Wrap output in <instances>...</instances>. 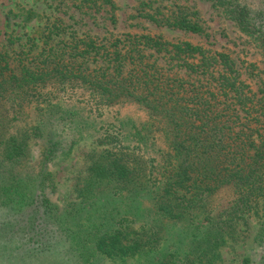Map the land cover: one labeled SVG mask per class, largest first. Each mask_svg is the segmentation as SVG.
<instances>
[{
	"label": "trees",
	"instance_id": "16d2710c",
	"mask_svg": "<svg viewBox=\"0 0 264 264\" xmlns=\"http://www.w3.org/2000/svg\"><path fill=\"white\" fill-rule=\"evenodd\" d=\"M209 1L264 51V11ZM80 2L89 8L112 4ZM143 10L138 16L150 24L203 33L184 12L156 17L159 13ZM33 17L27 12L25 20ZM63 31L47 21L44 47ZM28 44L26 60L18 56L20 68L0 55V126L38 101L57 108L49 121L63 122L60 131L70 135L92 128L81 121L70 129L80 113L91 121L109 107L135 113L102 119L93 128L104 130L107 147L92 158L75 191L79 207L65 212L53 200L56 188L46 170L72 146L47 132L40 176L29 181L15 173L28 145L12 135L1 140L0 264L129 258L139 264H215L236 224L264 209V83L253 91L227 52L150 33L105 42L74 37L63 40L58 54L49 46L31 55L37 43ZM63 99L77 102L71 106L76 114L63 110ZM262 219L258 264H264V212Z\"/></svg>",
	"mask_w": 264,
	"mask_h": 264
},
{
	"label": "rangeland",
	"instance_id": "374dc122",
	"mask_svg": "<svg viewBox=\"0 0 264 264\" xmlns=\"http://www.w3.org/2000/svg\"><path fill=\"white\" fill-rule=\"evenodd\" d=\"M111 1V5L97 3V7L89 8L81 4L80 0H0V55L6 54L12 67L18 68V56H22L23 61L26 60L23 54L29 49L28 43L32 41L37 44L32 49L31 55H35L42 48L48 50L49 46H52L51 49H55L54 53L58 54L60 52L56 50L62 49L63 40L67 42L74 37H92L105 42L111 36L125 33H150L162 36L167 42L188 41L202 45L210 51L227 52L235 62L241 77L253 91L264 83V51L242 34L232 21L226 19L223 8L214 2L209 0ZM229 1L245 5L255 12L264 11V0ZM142 10L159 13L156 17H160V14L170 16L184 12L201 24L203 33L195 35L150 24L138 16ZM27 12H32L35 17L26 21ZM47 21L57 23L61 31H64L60 39H54L44 47L43 26ZM9 38L12 41L10 44ZM28 60L32 61L30 57ZM76 96L74 99L82 98L81 95ZM60 102L62 107L67 105L65 109L62 108L63 110L76 114L71 106L77 105V102L68 99ZM78 102V108H82L84 103ZM56 109L42 101L25 104L15 122L0 126V142L12 135L28 145L27 154L15 173L19 178H29V181H35L36 176H40L41 169L38 164L42 158L47 132L56 135L57 141L62 145L72 146L66 155L53 160L46 170L54 180L56 188L53 200H56L59 208L62 209L61 212H65L79 207V198H74L75 191L84 184L92 158L94 156L97 158L107 147L101 140L104 130L96 132L102 125V119L112 120L119 116H132L135 112L131 107L126 106L109 107L101 111L103 115L97 116L95 121H91L93 118L87 119L86 112L80 113L73 117L74 122L69 126L70 129L81 121L91 123L92 128L79 129L83 130L82 133H76L74 136L68 134V131H60L64 128H62L63 122L49 121ZM53 120L55 122L54 118ZM42 132L44 133L41 135ZM33 189L35 190V186ZM263 212L264 209L259 207L255 213L236 224L234 233L228 235L226 244L220 249L215 264H258L260 256L258 234ZM137 261L131 258L125 261L104 259L101 264H139Z\"/></svg>",
	"mask_w": 264,
	"mask_h": 264
}]
</instances>
